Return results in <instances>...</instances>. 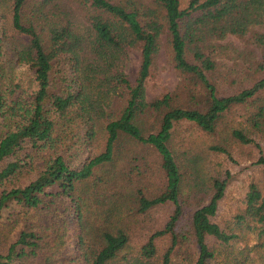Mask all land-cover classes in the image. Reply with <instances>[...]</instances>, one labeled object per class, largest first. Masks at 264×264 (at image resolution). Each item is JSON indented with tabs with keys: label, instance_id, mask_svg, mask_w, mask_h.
Listing matches in <instances>:
<instances>
[{
	"label": "trees",
	"instance_id": "trees-1",
	"mask_svg": "<svg viewBox=\"0 0 264 264\" xmlns=\"http://www.w3.org/2000/svg\"><path fill=\"white\" fill-rule=\"evenodd\" d=\"M80 1L88 21L83 29L70 12L45 11L56 0H0V264H179L175 252L187 261L181 264H214L209 237L228 243L238 236L211 220L229 173L211 177L208 203L185 210L183 172L169 145L175 123L193 122L214 134L228 112L246 105L254 108L247 118L251 133L264 132V76L220 96L207 75L215 68L211 43L264 26V0ZM162 45L178 71L183 103L169 93L146 99ZM131 48L140 49L133 81L126 72ZM101 131L104 148L93 152ZM229 133L260 148L249 132ZM141 145L158 154L165 181L152 198L137 188L136 210L168 202L175 208L135 257L121 218L93 228L87 209L90 199L110 202L129 191L141 174L132 165ZM256 162L264 165V154ZM242 204L237 224L264 237V193L256 183ZM109 207L108 217L117 210ZM164 234L171 243L155 259V239Z\"/></svg>",
	"mask_w": 264,
	"mask_h": 264
},
{
	"label": "rangeland",
	"instance_id": "rangeland-1",
	"mask_svg": "<svg viewBox=\"0 0 264 264\" xmlns=\"http://www.w3.org/2000/svg\"><path fill=\"white\" fill-rule=\"evenodd\" d=\"M182 1L184 5L186 0ZM144 2L150 1L144 0ZM45 11L47 13L70 12L74 16L75 21H73L77 29H83L88 23L85 8L80 0H56L55 4L48 5ZM260 34H264V26L256 25L243 36L229 34L211 43L213 46L211 56L215 68L207 75L215 85L218 95L233 94L251 86L264 76V41L260 38ZM164 37L165 35L162 36V43ZM139 66L140 49H129L126 72L131 81L135 79ZM180 86L178 71L165 46L162 45L154 56L146 79V99L151 101L169 93L178 97V103H183L187 98ZM253 110V107L246 105L228 112L223 119V127L214 134L206 133L193 122L185 120L175 123L173 127L169 146L180 166V171L183 172L184 179L179 201L185 210H194L208 203L212 195L209 182L211 177L225 178L226 173H229L224 195L218 201L216 214L211 217V220L223 228L237 231L238 236L228 243L209 237V246L215 250L214 264H264V237L258 236L245 223L238 225L236 222V215L241 212L243 198L249 184L256 183L264 193V165L256 162L258 157L264 154V132L259 130L251 133L252 129L247 118ZM233 128H239L245 133L249 132L248 134L259 143L260 148L234 139L229 133ZM104 138L105 134L101 131L91 151L103 150ZM83 144L86 145L84 141ZM214 146L225 147L230 155L214 149ZM135 150L136 153H133V156L136 160L132 162V165L139 168L141 174H136L137 179L133 180L129 191H125V194L118 193L120 196L112 195L110 202L98 203L90 199L87 216L93 228L107 226L121 218L122 224L130 235L128 253L136 257L151 234L164 227L175 206L168 202L154 206L145 212L136 210L137 188H140L146 197L152 198L162 191L165 177L160 169L159 156L156 152L143 145L136 147ZM110 203L115 204L117 210L108 217ZM170 243L169 234L157 236L155 259L162 255ZM192 253L191 258L197 254L194 245ZM172 257L179 264L187 262H183L184 256L180 253L175 252ZM79 260L63 261L57 264H81Z\"/></svg>",
	"mask_w": 264,
	"mask_h": 264
}]
</instances>
